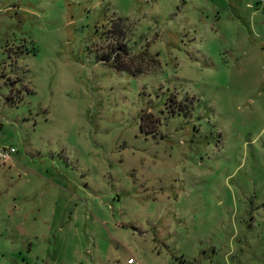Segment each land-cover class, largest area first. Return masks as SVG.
I'll list each match as a JSON object with an SVG mask.
<instances>
[{
    "label": "rangeland",
    "instance_id": "374dc122",
    "mask_svg": "<svg viewBox=\"0 0 264 264\" xmlns=\"http://www.w3.org/2000/svg\"><path fill=\"white\" fill-rule=\"evenodd\" d=\"M257 9L0 0V264H264Z\"/></svg>",
    "mask_w": 264,
    "mask_h": 264
},
{
    "label": "trees",
    "instance_id": "16d2710c",
    "mask_svg": "<svg viewBox=\"0 0 264 264\" xmlns=\"http://www.w3.org/2000/svg\"><path fill=\"white\" fill-rule=\"evenodd\" d=\"M127 51V46L126 43H123L121 41L116 42V44L113 46L111 52H108L105 55H101V59L109 64H111L112 66H114L115 68L121 69V70H127L130 71L132 73H138L143 71L142 67L140 66H136V67H132L130 63H126L123 60H120V55L123 54V52ZM147 55H149V53H147ZM151 56V55H149ZM153 60V63H158V59H156L154 56L151 57Z\"/></svg>",
    "mask_w": 264,
    "mask_h": 264
},
{
    "label": "built area",
    "instance_id": "2783aa9c",
    "mask_svg": "<svg viewBox=\"0 0 264 264\" xmlns=\"http://www.w3.org/2000/svg\"><path fill=\"white\" fill-rule=\"evenodd\" d=\"M258 1H264V0H258ZM16 151V148L12 145H0V161L7 162L9 160L13 159V153ZM135 260L133 257L129 256L126 259V262L123 264H128V263H134Z\"/></svg>",
    "mask_w": 264,
    "mask_h": 264
},
{
    "label": "crops",
    "instance_id": "0c3cea01",
    "mask_svg": "<svg viewBox=\"0 0 264 264\" xmlns=\"http://www.w3.org/2000/svg\"><path fill=\"white\" fill-rule=\"evenodd\" d=\"M257 1L258 0H255V2H257ZM255 15H257L259 18H262L263 19L264 18V10L263 9H257L256 11H252V18H253V20H255ZM262 19H261V21H262ZM10 161L11 160H9L7 162H10ZM7 162H4V163H7ZM128 264H133V263H128Z\"/></svg>",
    "mask_w": 264,
    "mask_h": 264
}]
</instances>
